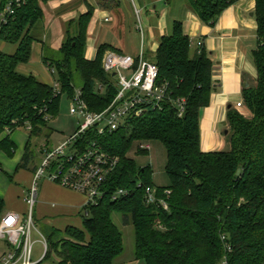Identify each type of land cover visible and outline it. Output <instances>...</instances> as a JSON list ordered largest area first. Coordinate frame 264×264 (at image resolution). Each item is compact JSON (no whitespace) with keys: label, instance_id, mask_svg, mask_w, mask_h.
Here are the masks:
<instances>
[{"label":"trees","instance_id":"16d2710c","mask_svg":"<svg viewBox=\"0 0 264 264\" xmlns=\"http://www.w3.org/2000/svg\"><path fill=\"white\" fill-rule=\"evenodd\" d=\"M20 1L0 32L1 41L19 45L14 55L0 51V138L7 135L0 141V151L14 156L17 147L11 135L27 130L29 142L21 163L26 169L33 159L31 139L42 134L49 119L59 114L62 94L56 95L51 85L19 73L18 68L31 59L35 42L31 32L45 15L41 4L62 0ZM188 1L201 22L214 27L223 12L239 0ZM11 2L15 0H0V12ZM104 8L109 9L106 4ZM94 12L88 5L86 12L69 22L60 58H44V62L57 72L61 93L70 99L78 89L74 83L78 75L89 109L101 112L117 94L112 75L102 68V59L107 50L118 51L101 45L94 60L86 59ZM255 17L259 45L253 57L258 78L256 85L244 92L245 111H228L230 150H201L200 117L211 103L213 63L205 50L191 57V39L182 22L176 21L173 33L161 39L153 57L146 58L158 66L159 82L168 83L172 99L186 100L185 115L179 118L170 102L112 134H88L118 159L104 187L107 194L97 205L83 210L87 217H83L81 230L67 229L64 238L57 229L45 231L47 253L38 264L52 257L54 264H115L125 250L123 234L113 220L115 214L122 215L124 226L134 228L136 264H222L225 260L227 264H264V0H256ZM99 85L105 87L104 92L99 91ZM152 141L165 147L169 187H155L151 168L139 170L129 158L137 144L139 154H147L149 150L141 146ZM148 187L156 188L160 197L171 192L169 212L146 204ZM120 189L130 193L111 199ZM4 210L5 203L0 200V221Z\"/></svg>","mask_w":264,"mask_h":264},{"label":"rangeland","instance_id":"374dc122","mask_svg":"<svg viewBox=\"0 0 264 264\" xmlns=\"http://www.w3.org/2000/svg\"><path fill=\"white\" fill-rule=\"evenodd\" d=\"M111 2L108 0H66L59 3V6L53 7V3L42 4L44 10V19L35 26L31 32L35 42L33 43L31 59L28 64L21 65L23 71H33L39 80L47 85H54L58 83V74L54 69H48L43 64L41 56H39V44L44 45V56L49 60H57L60 58V54L56 46L59 42L64 41L67 32V21L63 17V13H69V18L76 17L83 13L80 8L87 9L88 5L97 8H104V4L108 5L109 9L106 13L112 18L113 21L109 23L104 22L105 13L97 9L94 13L92 23L89 27L87 34V47L92 44L108 45L112 49L123 51L124 54L133 57H138L143 48L145 55H151L156 51V45L149 48V40L154 30L156 15L154 13L153 6L146 0H115ZM119 4L120 6H118ZM161 8V7H160ZM139 10L140 14H137L136 10ZM54 11V12H53ZM61 13L60 16L57 15ZM2 12H0V15ZM69 21V20H68ZM71 22V21H70ZM63 23V26L61 24ZM1 25V17H0ZM141 27V28H140ZM74 29V27H73ZM18 44H9L0 40V50L5 54L14 55L18 50ZM108 51V50H107ZM113 51V50H112ZM25 68V69H24ZM24 73V72H22ZM75 86L80 89L82 87V80L78 75L74 78ZM62 98L60 101L59 114L49 119L47 127L44 132L39 136H33L31 139L30 152L33 155V159L30 162L29 170L21 172V176H17L14 180L16 183H11L7 176H3L0 170V194L6 201V210L14 208L25 219L29 216V206L24 202V198L29 195L30 188L33 184L34 173L33 169L39 168L42 163V153L46 149H57L78 131L79 121L76 117L70 114L71 99L68 94L61 93ZM244 112V111H242ZM247 113V112H245ZM247 115V114H246ZM22 132L25 140H28L29 132L27 130H17ZM221 138L222 145L219 147L222 151H229V137L225 133ZM16 140V135L13 136ZM18 144L20 142L18 141ZM149 146L147 154H139L137 144L133 151L129 154V158L136 164L139 170L145 168H151V181L157 188H164L170 186V180L166 174L167 154L164 145L159 141H152L145 143ZM143 145V144H142ZM21 147V144L19 145ZM217 150V151H220ZM19 152H24L23 149H19ZM69 152V149L67 150ZM23 155V154H22ZM28 171L32 175H28ZM28 175V176H27ZM32 176V177H31ZM46 178L37 180L38 198L36 205L32 210V216L34 218V228L31 233V241L33 243V260L35 263L42 261L45 255V248L43 245V237L45 231L49 229H57L61 231L60 237H65V231L71 229L79 231L83 226V217H87L85 212L81 209L75 214L62 213L61 210H53L45 207L48 212L47 217L41 218L38 207L40 200L43 198L42 187L46 182ZM141 183L142 180L139 179ZM51 198L46 197V201ZM49 210V211H48ZM113 220L123 234L124 238V253L117 259L115 264H136L135 261V235L132 225L124 226L123 218L121 214L113 215ZM43 236V237H42ZM9 251L8 244L5 240L0 239V258ZM55 258L44 262L43 264H54Z\"/></svg>","mask_w":264,"mask_h":264},{"label":"built area","instance_id":"2783aa9c","mask_svg":"<svg viewBox=\"0 0 264 264\" xmlns=\"http://www.w3.org/2000/svg\"><path fill=\"white\" fill-rule=\"evenodd\" d=\"M20 4V0H15V3H9L2 12L0 32L7 24L9 16L14 14L15 5ZM136 12L140 14L139 10ZM111 21L112 18L109 16L104 18L105 23ZM102 68L105 73L112 75L113 85L117 89L116 96L106 109L92 112L84 100L82 90L75 91L71 99L70 114L78 119L79 129L69 141L57 149H46L42 153V163L34 174L29 195L24 198L30 210L28 218L24 220L20 214L13 212L2 216L0 239L7 242L9 251L0 258V264H37L33 260L34 250L31 241L34 228L32 210L38 198L37 180L46 178L65 189L84 195L87 199L84 209L97 205L103 198L106 193L104 187L116 169L118 159L104 151L99 140L89 138V133L96 136L112 134L125 127L129 121L142 118L151 111L162 110L170 102L176 107L179 118L185 115L186 100L172 99L168 83L159 82L158 66L146 58L143 48L138 57L108 50L103 56ZM52 87L56 95L61 94L58 83ZM98 89L104 92L105 87L99 85ZM243 106L242 102L237 104L238 108ZM141 148L149 150L148 145ZM129 193L128 190L120 189L111 195V199L116 200ZM170 195V191H165L160 197L156 188L148 187L145 190V202L147 205L169 212ZM43 245L46 255L47 242L44 237ZM222 264H227V261H223Z\"/></svg>","mask_w":264,"mask_h":264},{"label":"crops","instance_id":"0c3cea01","mask_svg":"<svg viewBox=\"0 0 264 264\" xmlns=\"http://www.w3.org/2000/svg\"><path fill=\"white\" fill-rule=\"evenodd\" d=\"M64 1L66 0L50 3H53V7H55ZM146 2L153 6L154 13H158L155 14L156 20L153 23L155 24L153 26L154 32L149 40L150 50L156 45L157 51L161 39L164 36H170L173 33L174 23L180 21L183 24L184 33L191 39V57L194 58L200 51L205 50L213 63L211 103L207 108L202 110L200 117V146L203 152H218L219 147L223 146L221 142V138L224 137L223 134L225 133L227 136L229 132L227 122L228 111L230 109L239 112L245 111L244 92L255 86L258 78V71L253 57V53L259 45L257 35L258 23L255 17L256 0L237 1L223 12L214 27L201 22L198 16L189 8L188 0H146ZM117 5L120 6L119 4ZM97 9L104 12L105 17L109 16L106 13L108 9ZM97 9H95V12ZM80 10H83V13L87 11L85 8H80ZM60 15L61 13L58 12L54 17ZM69 16V13H63L67 25L70 21L77 18V16L72 18H69ZM61 26H63V23ZM62 43L63 41L59 42L56 46L58 51ZM199 43H201V46H199ZM100 46L97 44L88 46L85 52L86 59L89 61L94 60ZM44 49V45L39 44V56H41L43 64L46 66L44 62ZM156 51L152 52L151 50V55L148 56L150 58L153 57ZM120 53L124 54L123 51H120ZM33 54L34 52L32 51L31 55ZM22 69L23 67L19 66V73L27 76L32 75L39 80L33 71L26 72L25 68L24 71ZM239 102L244 104L242 108L237 107ZM14 135H16V140L13 138ZM6 136L4 134L0 138V141ZM11 140L17 147L16 152L14 156L10 157L4 151H0V170L4 177L7 176L9 178L11 183H16L14 181L16 177L21 176V172L24 173L29 170V167L26 169L21 168L29 136L28 140L24 142L23 133L19 131L11 135ZM18 141L21 147H19ZM19 149H23L24 152L20 153ZM220 151L222 150L220 149ZM28 175H32L30 171H28ZM41 189L43 191V198L38 203L40 206V208L38 207V212L40 211L42 219L47 217L46 214L48 212L45 207L61 210V214L71 213L72 215L81 209L84 210L87 199L80 193L65 189L48 180L43 184ZM46 197L51 199L46 201ZM0 200H3L5 203L4 214L11 212L20 214L14 208L6 210L7 204L1 194Z\"/></svg>","mask_w":264,"mask_h":264},{"label":"water","instance_id":"95a60500","mask_svg":"<svg viewBox=\"0 0 264 264\" xmlns=\"http://www.w3.org/2000/svg\"><path fill=\"white\" fill-rule=\"evenodd\" d=\"M239 173H240V171H238V174ZM132 181H133V183H135L136 182V179L134 177H132Z\"/></svg>","mask_w":264,"mask_h":264}]
</instances>
